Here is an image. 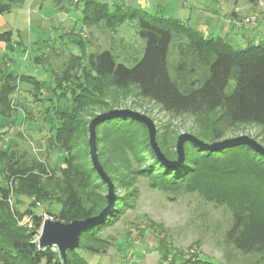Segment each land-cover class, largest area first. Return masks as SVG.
Masks as SVG:
<instances>
[{"label": "trees", "instance_id": "trees-1", "mask_svg": "<svg viewBox=\"0 0 264 264\" xmlns=\"http://www.w3.org/2000/svg\"><path fill=\"white\" fill-rule=\"evenodd\" d=\"M25 1L29 0H0V14L10 12ZM63 1L55 0L57 4ZM68 1L76 5L83 2V24L99 25L109 30L121 24L128 12L123 9L110 11L108 4L99 0ZM130 16L137 18L138 34L145 41L139 61L131 67L118 63L110 49L87 54L84 42L79 40L77 44L81 53L71 60H86L81 67L77 63L80 74L73 71L75 65L71 63L72 66L63 70L61 75L52 73L54 86H46L45 80L32 75H17L10 71L4 63L5 55L0 46V135L5 134L4 126L16 122L17 115H8L9 111L16 110L12 99L16 81L27 82L32 85L34 100L44 104L38 112L42 124L48 125L47 151L54 149L66 153L62 155L60 166L56 167L49 162L48 152L44 160L33 157L30 161H19L9 150V144L0 147V169L9 183V186H0L4 200L12 192L20 203L26 202L28 208L36 203L49 206L57 203L58 209L49 215L62 222L93 216L104 208L103 196L96 193L103 184L101 180L97 182L99 176L93 167H87L83 161L79 162L78 157L70 155L78 137L77 127L82 131L86 128L87 121L78 117L79 112L89 103L99 101L102 89L98 84L102 81L118 89L136 86L140 96L155 102L166 113L190 115L196 126L195 135L204 141L222 139L226 130L240 124L257 125L264 139V41L236 47L220 37H205L177 20L153 16L142 9H134ZM180 33L185 35L187 42L178 44L179 57L174 67L175 76H172L168 65L169 46L175 34ZM11 35V31L0 33V43L4 42L8 50H12ZM42 91L45 94L40 97ZM53 95L56 101L63 100L59 108L54 106ZM27 117L31 116H23L20 121ZM101 125L107 128L110 141L122 152H129L136 158L142 156H137L140 147L137 132L146 128L142 123L115 117L97 125L96 130ZM98 137L96 135V144ZM172 139L161 140L156 133L158 146L169 160L177 157L175 147L171 153L167 151ZM187 146L191 149L188 150ZM149 148L151 162L141 169L140 174L150 177L151 184L166 188L186 187L193 182V188L206 201L230 210L229 227L222 233L225 244L241 254L255 256L252 260L255 264L264 263V156L248 146L209 151L185 142L183 162L167 166L156 158L150 144ZM118 201L116 197L114 209L100 225L80 235V238L93 239L102 247L81 246L84 250L106 253L109 242H103L96 233L122 214ZM0 206L5 209V202ZM1 208L0 264H63L53 247L38 248L36 238L42 215L31 213L29 209L26 211L31 213L33 224L29 229L20 225L16 216ZM66 263L89 264L77 249L67 251ZM189 263L216 264L203 259Z\"/></svg>", "mask_w": 264, "mask_h": 264}, {"label": "rangeland", "instance_id": "rangeland-1", "mask_svg": "<svg viewBox=\"0 0 264 264\" xmlns=\"http://www.w3.org/2000/svg\"><path fill=\"white\" fill-rule=\"evenodd\" d=\"M99 2L107 3L110 11H128L123 22L114 30L83 24V2L76 5L70 4L68 0L60 4L55 0H29L17 4L10 12L0 14V33L7 30L12 32V50H8L4 42L0 43L7 68L17 75H32L38 80H45L46 86H54L52 73L61 75L71 63L75 65L73 71L80 74L77 63L81 67L86 60H71L81 53L77 44L79 40L84 42L87 54L110 49L116 62L131 67L142 58L145 47V41L138 34V20L130 16L134 9H142L153 16L172 18L205 37H220L236 47L264 41V0ZM70 34L72 37H69ZM180 41L187 42L183 33L175 34L169 46L168 65L172 76H175L174 67L178 62ZM16 86L12 96L13 108L16 110L8 112L10 116L17 115L16 122L3 127L5 134L0 135V147L9 144V150L13 151L19 161H30L33 157L44 160L48 152L45 140L48 125L42 124L38 112L44 104L34 100L31 84L16 81ZM98 87L102 89L98 96L99 101L89 103L90 105L79 112L78 117L87 121L86 128L82 131L77 127L78 137L70 152V155L78 157L79 162L83 161L87 167H92L88 149V122L95 115L109 109L130 108L150 116L161 140L173 138L169 141L171 146L167 147L170 153L180 133L196 134V126L190 115L176 116L166 113L155 102L140 96L136 86L118 89L102 81ZM44 94L45 91H42L39 96L43 97ZM53 97L54 106H62L63 100L58 102L56 96ZM23 116L31 117L20 121ZM241 134L249 135L264 145L261 130L254 124L237 125L226 130L222 138ZM96 135L99 136V161L114 184V192L119 199L118 206L123 212L116 221L96 233L103 238V242H109L106 253L97 254L84 250L83 247L86 246L100 248L102 245L91 238H80L77 252L89 264H190L189 261L197 259L216 264H255L252 261L255 256L241 254L225 244L222 233L224 234L231 221V212L227 207L215 206L206 201L193 188V182L186 187L166 188L151 184L153 180L150 177L140 174L141 169L148 167L151 162L146 128H140L137 132V140L140 142L137 156L142 155L139 158L116 147L110 141L111 135L105 126H99ZM187 148L191 149L190 146ZM48 154L51 165L58 167L62 163V155L66 153L52 149ZM3 174L0 169V186H9ZM99 181L98 177L97 182ZM96 191L103 196V206L106 205V185L101 184ZM2 202L6 206L5 209L0 206L1 210L9 211L16 216L20 225L29 229L33 227L30 216L32 211L42 215L43 221L51 217L49 212L58 209L57 203L50 206L36 203L28 208V204L20 203L18 196L12 192L6 200L0 194V205ZM28 209L31 213L26 212ZM104 246L106 245L103 244ZM52 250L57 251L54 247Z\"/></svg>", "mask_w": 264, "mask_h": 264}, {"label": "water", "instance_id": "water-1", "mask_svg": "<svg viewBox=\"0 0 264 264\" xmlns=\"http://www.w3.org/2000/svg\"><path fill=\"white\" fill-rule=\"evenodd\" d=\"M115 117L131 118L142 123L147 129L149 144L156 158L161 163L167 166H177L183 162L185 156V142H190L191 144L198 146L201 149L209 151L234 146H248L253 151L264 156V145L246 134L208 142L198 138L192 133L182 132L178 135L175 144L177 157L174 160H169L165 157L158 146V143L156 141L157 128L154 120L150 116L138 111H134L130 108H113L95 115L88 122V149L92 167L99 176L102 183H104L107 187V193L105 195L106 205L96 215L85 217L82 219H74L69 222H62L53 219L52 217H47L42 221L38 232V248H56L59 254V258L63 264H67V251H75L79 248L81 233L91 230L97 225H100L104 221L105 217L114 209V205L116 202L114 184L111 178L105 172L103 165L99 161L96 144V126L101 124L105 120Z\"/></svg>", "mask_w": 264, "mask_h": 264}, {"label": "crops", "instance_id": "crops-1", "mask_svg": "<svg viewBox=\"0 0 264 264\" xmlns=\"http://www.w3.org/2000/svg\"><path fill=\"white\" fill-rule=\"evenodd\" d=\"M7 31H9V30H7ZM2 32V31H1Z\"/></svg>", "mask_w": 264, "mask_h": 264}]
</instances>
